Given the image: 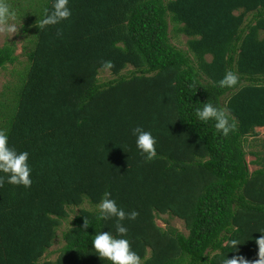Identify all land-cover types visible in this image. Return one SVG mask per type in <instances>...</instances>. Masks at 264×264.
Segmentation results:
<instances>
[{
    "label": "trees",
    "instance_id": "1",
    "mask_svg": "<svg viewBox=\"0 0 264 264\" xmlns=\"http://www.w3.org/2000/svg\"><path fill=\"white\" fill-rule=\"evenodd\" d=\"M6 2L30 35L26 65L0 91V132L29 153L33 183L0 188V264H110L91 243L96 232L115 235V219L99 217L105 192L138 212L123 223L141 264H256L264 237V0H70L71 19L41 31L54 0ZM169 22L186 50L171 42ZM15 52V44L0 47V71L22 65ZM105 70L113 78L100 82ZM227 71L236 86L219 85ZM208 101L234 118L228 137L196 117ZM138 126L157 140L150 161L136 147ZM74 209L57 258L46 259Z\"/></svg>",
    "mask_w": 264,
    "mask_h": 264
},
{
    "label": "clouds",
    "instance_id": "2",
    "mask_svg": "<svg viewBox=\"0 0 264 264\" xmlns=\"http://www.w3.org/2000/svg\"><path fill=\"white\" fill-rule=\"evenodd\" d=\"M70 0H54L51 11L45 10L44 17L39 20V29L45 30L48 27H54L65 21H69L72 17V9L69 6ZM16 13L12 11L6 0H0V31L15 34L18 31L14 22ZM57 38H62L63 33L57 30ZM102 67L111 69L113 67L111 61H104ZM219 85L221 87H234L238 83V76L233 71H227ZM195 115L200 121H214L216 130L224 137H228L230 133L236 129L234 118L230 116L226 109L215 106L209 101L203 103L202 108L195 110ZM132 135L136 137V147L147 160L156 157L157 140L150 131L144 130L142 127H135L131 130ZM32 166L29 163V153L27 151L18 152L10 146L9 136L4 132H0V188L5 183L22 186L25 189L31 187L33 180L31 178ZM99 209V217L108 221L115 219V235L112 231L96 232L92 240L94 253L101 261H109L110 264H141V257L131 248L130 241L126 238L128 229L124 225V221H135L138 212L135 210L125 212L123 208L118 206L116 200L111 198L110 192H105L97 205ZM84 227H87L84 221ZM236 245V242H232ZM259 245L260 259L256 264H264V237L256 241ZM223 264H247L243 258H225Z\"/></svg>",
    "mask_w": 264,
    "mask_h": 264
},
{
    "label": "rangeland",
    "instance_id": "3",
    "mask_svg": "<svg viewBox=\"0 0 264 264\" xmlns=\"http://www.w3.org/2000/svg\"><path fill=\"white\" fill-rule=\"evenodd\" d=\"M14 22L17 25L18 31L15 34L7 33L4 31H0V47H2L4 44H15L16 45V52L15 55L18 56L19 62L22 63L20 66L18 63L14 65H8L4 70L0 71V91L6 84H10L15 81L16 74L19 71H22L24 66L26 65V58L22 57V46L24 45L25 41L29 38V33H22L21 32V26L23 24L22 20H19L15 18ZM169 36L171 42L177 47L182 50H186V41L187 38L183 35H180L176 32L175 25L169 22ZM112 75L108 71H101L99 74V81L100 82H106L110 79H112ZM257 131L260 133V136L264 134V129H257ZM250 140V139H249ZM251 141V140H250ZM252 161H254V158L251 156L246 157V162L249 164V171L252 172L255 169H257V166L252 164ZM85 208L89 209L90 207L87 205H84ZM79 209H74L73 212L70 213V218L65 222L62 227L57 232V237L54 241V244L52 248L48 251V253L45 255L46 259L50 261H54L58 256V250L63 245L62 240V234L61 232L64 231L70 224V221L73 219V216L75 213L78 212ZM163 219H167V216H161L160 219L157 220V224L160 227H165V223ZM171 223L174 227H176L179 231H181L184 234H187V231L184 227L183 222L177 219H171Z\"/></svg>",
    "mask_w": 264,
    "mask_h": 264
}]
</instances>
